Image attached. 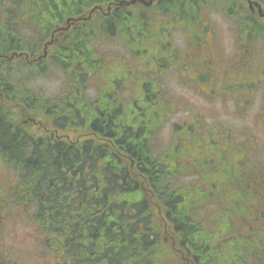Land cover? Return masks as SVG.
<instances>
[{
    "label": "trees",
    "instance_id": "obj_1",
    "mask_svg": "<svg viewBox=\"0 0 264 264\" xmlns=\"http://www.w3.org/2000/svg\"><path fill=\"white\" fill-rule=\"evenodd\" d=\"M149 1L0 0V164L11 172L0 219L26 208L53 264H264V169L222 167L214 189L210 162L185 166L204 139H226L245 160L261 148L256 136L210 131L193 112L203 124L178 151L186 116L164 141L183 110L156 79L224 33L235 43L229 65L250 60L247 49L264 51V18L246 0ZM135 60L152 67L136 72ZM262 68L235 69L264 77ZM227 185L229 199H213ZM8 255L0 248V264H22Z\"/></svg>",
    "mask_w": 264,
    "mask_h": 264
},
{
    "label": "rangeland",
    "instance_id": "obj_2",
    "mask_svg": "<svg viewBox=\"0 0 264 264\" xmlns=\"http://www.w3.org/2000/svg\"><path fill=\"white\" fill-rule=\"evenodd\" d=\"M215 18L218 19V16ZM218 24L222 25L221 22H218ZM162 39L168 40V37L164 36ZM219 40L217 44H213L209 40L208 45L203 46V50L197 48L194 51L187 52L190 54L191 62L189 69L187 68L178 72L167 65L169 69L165 75L163 76L162 74L156 78L165 90H168L174 95L176 100H179L176 106L183 110L176 116H172L163 125L161 135L164 141H169L171 138L173 132L172 123L178 120L180 122L186 116V111H189V116L186 119H189L193 115V112H197L205 117L208 124L213 123V126H209L210 131L214 130L213 127L216 124H222L236 131L249 129L256 136L261 146L255 152L256 160L250 158L254 156L252 154L253 151H247L246 153H250V155L247 159L243 160V153L235 151L226 139L216 140V147L211 145L209 141H206L207 139L198 144L200 155L196 156L193 162L186 161L185 166L194 167L198 163L199 167L204 169L203 162H210V166L205 170L213 173L211 182L214 185V189H218L216 183L213 181L218 178V175L215 173L222 167L244 171L264 169V161H257L264 157V109L261 111L264 104V77L257 74L251 75V73H237L235 69L241 67H249V69L254 67L259 68L263 64L262 70L264 71V51H261L260 46L252 50L247 49V55L251 61L245 59L236 63L235 68H233L235 72L231 70L229 71L230 73L226 74L224 70L229 66L230 59L234 55L235 51H232V49L235 43L233 37L228 33H224ZM181 41V34L174 33L173 43L179 45ZM172 48L173 45L171 44L169 50ZM187 53L181 55L179 62H181ZM207 58L208 60L211 59V62L206 63ZM133 67L135 68L134 71L140 72L144 71L146 67H152V64L146 66L135 60ZM211 76L213 86H210ZM49 80L53 82V78ZM254 80H257L258 83ZM243 83L248 86L255 83L259 86L251 90L244 87ZM192 86L197 88H193ZM228 86L231 88L227 89ZM248 96L249 100L242 102L244 97ZM235 99H238L240 104ZM260 111L261 113L258 115ZM186 124L185 128L182 127L174 134V140L177 139L176 144H174V140L171 142L173 148L178 151L185 150L182 140L188 134V127L192 126L196 130L197 125L203 124V121L199 120L197 122L190 118ZM192 139L195 141L197 137H192ZM221 151H224L223 155H221ZM189 153L193 154V150L189 149ZM220 155L222 156L221 160L219 159ZM10 173L0 164V190L8 188L11 178ZM202 181L205 182V180ZM222 191V196L217 192L216 197L212 196L213 199H218L219 201L229 199L230 186L227 185ZM5 209L4 215L1 217V219L4 217V219L0 225V248L6 250L10 258L20 259L22 264H53L52 254L48 253L43 256L38 248V243L40 242L37 241V235L34 236L35 233L33 231L35 228L30 221L28 210L26 208L24 210L21 208ZM169 260L171 263L176 264V262H173V260L175 261L174 258H170Z\"/></svg>",
    "mask_w": 264,
    "mask_h": 264
},
{
    "label": "flooded vegetation",
    "instance_id": "obj_3",
    "mask_svg": "<svg viewBox=\"0 0 264 264\" xmlns=\"http://www.w3.org/2000/svg\"><path fill=\"white\" fill-rule=\"evenodd\" d=\"M252 13H255V11L254 12H252ZM208 63L209 62H211V59L210 60H208L207 61ZM206 62V63H207ZM203 63V62H202ZM172 68V67H171ZM189 69V67H182V68H174V70H176V71H178V72H180V71H182V70H186V69ZM155 70V69H154ZM231 70H233V67H231L230 65L224 70V72L226 73V74H228L229 73V71H231ZM184 77V76H183ZM198 78V77H197ZM187 79V78H186ZM198 79H200V78H198ZM192 82V81H191ZM210 86H213V84H212V76H211V83H210ZM193 88H197V87H194V86H192ZM230 88V87H229ZM217 90V89H216Z\"/></svg>",
    "mask_w": 264,
    "mask_h": 264
},
{
    "label": "water",
    "instance_id": "obj_4",
    "mask_svg": "<svg viewBox=\"0 0 264 264\" xmlns=\"http://www.w3.org/2000/svg\"><path fill=\"white\" fill-rule=\"evenodd\" d=\"M135 0H132L131 2H134ZM139 1H141V2H144V0H139ZM256 4V3H255ZM257 6H258V11L260 12V14L261 15H264V12L262 11V9H261V7L258 5V4H256Z\"/></svg>",
    "mask_w": 264,
    "mask_h": 264
},
{
    "label": "bare ground",
    "instance_id": "obj_5",
    "mask_svg": "<svg viewBox=\"0 0 264 264\" xmlns=\"http://www.w3.org/2000/svg\"><path fill=\"white\" fill-rule=\"evenodd\" d=\"M62 65V64H61Z\"/></svg>",
    "mask_w": 264,
    "mask_h": 264
}]
</instances>
